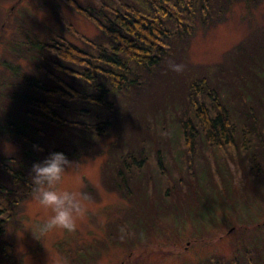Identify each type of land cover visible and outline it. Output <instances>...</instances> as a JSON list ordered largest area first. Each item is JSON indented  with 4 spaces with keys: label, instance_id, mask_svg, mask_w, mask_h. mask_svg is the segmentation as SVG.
<instances>
[{
    "label": "trees",
    "instance_id": "obj_1",
    "mask_svg": "<svg viewBox=\"0 0 264 264\" xmlns=\"http://www.w3.org/2000/svg\"><path fill=\"white\" fill-rule=\"evenodd\" d=\"M22 1L29 5L27 0ZM22 1L0 0V13L5 10V19H15L13 11L22 7ZM60 1L33 0L30 4L43 5L61 29L42 25L34 31L35 39L30 38V32L21 34L17 45L24 49L27 64L6 65L10 74L5 73L4 78H9L0 82V136L18 148L12 158L0 155L2 233L19 198L32 188L33 165L54 152L80 158L96 151L99 142L110 139L108 154L114 160L109 151L117 150V176L124 182L126 174L131 173L128 162L132 166L147 165L155 155L162 168L160 153L170 152L180 138L184 145L192 146L191 154L200 142L214 149H237L238 138L245 144L250 131L258 128L251 123L241 125L259 114L264 117V27L231 50L228 63L232 72L221 82L223 87L211 83L205 71L193 77L183 90L178 84L180 92L169 93L160 106L163 113H175L171 118H144V112L127 108L131 100L141 97L130 99L131 93L138 95L151 76L166 73L162 65L179 54L184 58L198 30L225 20L234 3L248 7L255 0H63L95 26L97 32L91 36L73 28L56 12ZM22 8L29 15L30 9ZM28 15L24 14L22 20ZM65 31L77 40L68 39ZM241 87L246 90L241 92ZM157 124L163 127L157 129ZM138 128L149 134L143 135ZM166 131V136L161 135ZM61 142L66 143L65 148ZM165 182L168 188L162 186L160 197L170 200L173 183L167 179L161 183ZM111 185L120 189L123 197L132 192L125 182ZM5 244L0 239V261L8 255ZM234 264L239 262L235 260Z\"/></svg>",
    "mask_w": 264,
    "mask_h": 264
},
{
    "label": "rangeland",
    "instance_id": "obj_2",
    "mask_svg": "<svg viewBox=\"0 0 264 264\" xmlns=\"http://www.w3.org/2000/svg\"><path fill=\"white\" fill-rule=\"evenodd\" d=\"M29 9L28 15L26 9L19 7L13 11L15 19L8 20L4 18L8 16L5 10L0 13V82L9 78H4L10 71L6 65L27 64L24 49L17 45L21 34L30 32V38L35 39L33 33L42 25L55 31L61 29L56 17L43 5L34 4ZM56 12L80 32L89 36L97 32L91 22L63 0ZM228 12L225 20L195 33L184 58L179 54L162 65L164 75L151 76L150 83L138 95L131 93L130 99L141 97L131 100L127 108L144 112V118H171L175 114L172 110L160 111L167 95L179 93L178 84L183 90L204 71L211 83L223 87L221 82L228 80L232 72L228 63L231 50L264 27V0H255L248 7L242 2L234 3ZM24 14L28 17L22 20ZM65 36L77 40L67 31ZM170 63L182 65L183 70L173 71ZM245 90L241 87V92ZM250 123L258 128L250 131L245 144L236 137L237 149H214L200 142L191 154L192 146L184 145L180 138L170 152L160 153L162 168L155 155L147 165L132 166L128 162L131 173L126 174L124 182L132 192L127 198L111 185L114 181L124 182L117 176V150L109 151L114 160L108 154L110 139L99 142V147H94L96 151L80 158L66 155L72 166L67 169L61 188L90 197L84 202L86 213L78 220L77 231L55 230L41 235L40 229L50 213L34 201L32 186L19 198L11 219L3 225L4 232H0L1 241L8 243V255L0 264H218L216 260L220 264H234L235 260L239 264H264V117L259 114L241 126ZM236 124L240 126L237 119ZM161 127L157 124V129ZM138 129L143 135L149 134ZM167 132L161 135L166 136ZM60 145L66 147V143ZM123 145L126 150L127 145ZM17 149L12 141L0 136L1 156L12 158ZM164 179L173 183L170 200L160 197L164 193L162 186L168 188L166 182L161 183ZM181 179L185 183L179 184ZM231 226L233 230L227 231Z\"/></svg>",
    "mask_w": 264,
    "mask_h": 264
},
{
    "label": "clouds",
    "instance_id": "obj_3",
    "mask_svg": "<svg viewBox=\"0 0 264 264\" xmlns=\"http://www.w3.org/2000/svg\"><path fill=\"white\" fill-rule=\"evenodd\" d=\"M170 68L176 72L183 70L182 65L174 63H170ZM71 166L63 153L54 152L42 163H36L32 167L33 199L50 213L40 229L41 235L55 230L74 233L78 228V220L86 213L84 202L90 197L83 192L61 188L67 169ZM121 238L123 239V235Z\"/></svg>",
    "mask_w": 264,
    "mask_h": 264
},
{
    "label": "flooded vegetation",
    "instance_id": "obj_4",
    "mask_svg": "<svg viewBox=\"0 0 264 264\" xmlns=\"http://www.w3.org/2000/svg\"><path fill=\"white\" fill-rule=\"evenodd\" d=\"M21 1H22V0H20V3H21ZM27 1H28L29 5H26L25 2L22 1V5H21V6H22V7L30 8V4L33 2V0H27ZM20 3H18V4H20ZM232 228H233L232 226L229 227L228 231L230 232Z\"/></svg>",
    "mask_w": 264,
    "mask_h": 264
}]
</instances>
